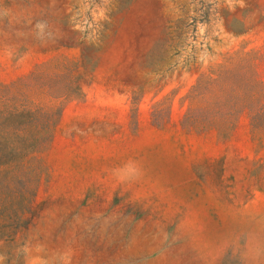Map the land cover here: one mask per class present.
Instances as JSON below:
<instances>
[{
    "label": "rangeland",
    "instance_id": "374dc122",
    "mask_svg": "<svg viewBox=\"0 0 264 264\" xmlns=\"http://www.w3.org/2000/svg\"><path fill=\"white\" fill-rule=\"evenodd\" d=\"M13 102L57 115L3 136L0 264H264V0H0Z\"/></svg>",
    "mask_w": 264,
    "mask_h": 264
},
{
    "label": "trees",
    "instance_id": "16d2710c",
    "mask_svg": "<svg viewBox=\"0 0 264 264\" xmlns=\"http://www.w3.org/2000/svg\"><path fill=\"white\" fill-rule=\"evenodd\" d=\"M214 72L219 73L218 79H211L204 75L201 76L197 85L193 88L190 99L192 103H195L201 97L202 102L205 104L204 111H216L218 117L221 114V106H223L220 96L221 65L214 69ZM2 97L7 102H15L10 89L3 91ZM14 102L11 105H7L8 110L5 111L7 117L0 118V150H4L7 146V138L3 137L5 136L4 134H7V136L13 137L10 142L14 152L13 156L19 157L25 152L28 154L34 152L38 147L50 140L51 136L47 131L57 112H49L48 110L38 108L33 109L31 105L21 106L14 104ZM206 121L212 124L213 120H203V122ZM197 122V118L191 116L186 120V123L190 125ZM39 129L47 131L42 134Z\"/></svg>",
    "mask_w": 264,
    "mask_h": 264
}]
</instances>
